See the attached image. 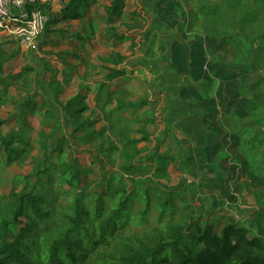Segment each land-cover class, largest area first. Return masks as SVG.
<instances>
[{"label":"rangeland","instance_id":"374dc122","mask_svg":"<svg viewBox=\"0 0 264 264\" xmlns=\"http://www.w3.org/2000/svg\"><path fill=\"white\" fill-rule=\"evenodd\" d=\"M109 1L97 0L94 11L92 10L84 22H61L52 27V32L49 34L44 32L35 47L30 50L0 37L2 48L8 54H13V59L5 66V75L17 74L24 66L35 69L32 73L35 77V89L31 95L25 92L19 93L17 88H11L6 93L4 86L0 85V104L4 103L0 107V122H2L0 134L23 130L25 127L23 124L26 121L25 123L28 124L26 136L32 144L29 156L23 162L6 164L4 154L0 155V223L2 221L10 223L7 228L10 237L20 230V227L12 224L15 191L21 194L26 189L30 191L34 189L36 194L50 202L51 207L45 208L46 213L52 212L58 218L68 203L73 201L72 196L66 198L65 195H62L70 188L65 184H60L62 178L72 180L69 172L71 167L81 173L80 187L98 183L100 176L112 179L111 183L113 180L116 182L114 177H119L117 171L122 159L120 152L104 161L96 152V146L100 142L103 141L104 146H108V139H105L108 135L118 142L115 135L108 131L109 124L105 121V117L103 118L102 109L97 106L95 100L99 81L107 73V65L103 59H106L111 53L117 52L128 58L127 75L114 83V87H117L122 93L117 96L116 101L117 99L123 101L125 98L130 99L131 102L143 99L155 100L153 105L142 109L135 115L132 112L125 115L131 139L140 138L141 130L147 131L150 137L155 139V141L151 139V142L141 143L140 148L151 149L159 145H163L164 148L165 144H161V142L164 140V133L169 128V124L166 122L171 114L169 97L166 93L169 86L167 87V84L165 85L161 80L163 75L162 72L160 73V68H163V60L158 58V55L163 56L162 53L170 52L171 47L166 48L162 46L163 41H159L166 32H168L170 40L179 38L182 41L180 51L186 49V52L190 53L195 44L193 54L202 52L206 56L208 55L207 62L209 64L203 68L204 72L209 71V65H213L214 68L226 66L225 58L229 57L232 61L231 66H227L229 68L239 65L241 69L256 67L257 72L255 71L254 76H246L247 79H251L250 83L258 82L261 76L264 77V12L256 10L261 5V0L255 2L254 0H241V6L234 10L235 14L227 11L230 6L229 0H165L168 2V7L171 5V11L167 9L168 7L166 10H160V0H129L124 15L117 21L115 27L119 34L130 32L136 35L134 45L131 42L118 45L107 34V25L103 19L105 17L103 7ZM172 2L175 6H172ZM252 3H254L253 7ZM51 5L50 11L47 7L48 10L44 9L48 12L49 19L58 16L60 0H53ZM218 6L223 9H219ZM250 7L255 11V16H247L246 19H253L254 25H249L247 32H244L241 30L240 23L243 19L241 17L247 14ZM215 8L218 9L217 13H214V11L216 12ZM245 10L246 12H244ZM136 11L141 15L133 17L132 13ZM162 17L167 22H172V25L173 22H177V24L173 28L166 29L159 25ZM58 31L62 33H58ZM238 33L239 37L233 43L226 40L231 36L235 37ZM182 35L187 38L183 39ZM192 42L193 44L189 48L183 46ZM222 43L224 47L218 49ZM163 50L165 51L163 52ZM234 72L238 75V72ZM232 85L234 82H227V86ZM218 86L221 87V84L217 80H213L212 95ZM80 88L84 89L83 94L86 96L85 103L88 111L83 114L82 120L75 122V125L94 119L98 121L95 131L102 134L100 139L95 140L94 138L95 141L93 140L87 145H82L87 132L86 128L76 132L74 126H66L62 118L64 114L61 104L74 97ZM160 92L165 94L160 95ZM263 93L264 85H255L246 97L242 96V100H246L247 112L240 119H235L236 117L233 118L234 120L231 119V123L224 122L230 133L235 130L242 132L244 151L246 150L243 154L244 158L252 165L256 174L262 177H264V145L249 144L247 148L245 145L248 144L251 136L259 133L264 134ZM29 97L38 103L37 109L21 107L27 99H31ZM116 101L107 107V111L116 107ZM259 119L263 120L261 124L254 122ZM65 135L71 138V147L66 146L63 153H53L54 142L50 137L60 138ZM245 137L249 139L247 138L246 141ZM74 162L76 163L74 164ZM187 163H191V161L185 158V165ZM46 173L50 174L51 181ZM116 179L118 180V178ZM134 179L136 180L135 186L137 187L138 182L143 190L154 188L166 190L167 183H169V181L166 183L165 178L158 181L155 178L152 179L151 176H135ZM151 179L152 181H150ZM36 185L39 187L36 188ZM253 186L256 188L255 184ZM253 186L252 189L249 187L243 191L242 195L246 203L244 201L245 204L242 203V208L240 206L238 209L236 208V211L235 208L226 206L224 203L213 207L209 201L197 199L193 202L196 204L200 202L201 205H197L198 209L203 211L206 217H211L214 222L217 221V229H221L222 225L219 221L224 219L223 217H230L229 214L242 222L250 220L255 206L258 210L264 211V189L253 190ZM261 187L263 186L261 185ZM135 197L136 201L132 204L133 213L137 217V221H142V224L128 226V229L123 232L120 243H116L113 247L114 259L122 256L124 244L148 240L162 230V226L157 220L158 210L152 208L147 221L141 218V213L147 209L148 202L151 206L164 202V192L151 191L147 197L143 193H139L135 194ZM257 209L256 211H258ZM181 218L182 214L178 212L174 216L168 213L164 220H166L165 223L173 224L181 223ZM260 232L264 235V213L259 217V227L253 228L249 237H256Z\"/></svg>","mask_w":264,"mask_h":264},{"label":"trees","instance_id":"16d2710c","mask_svg":"<svg viewBox=\"0 0 264 264\" xmlns=\"http://www.w3.org/2000/svg\"><path fill=\"white\" fill-rule=\"evenodd\" d=\"M52 1L39 6V8L48 14L44 9L47 7L50 11ZM229 1L230 6L227 11L235 14L234 10L241 6V0ZM60 3L58 16L49 19L46 25L44 31L46 34L51 33V28L61 22L86 21L91 9L97 5V0H60ZM126 3L127 0H111L110 5L104 6L105 17L103 19L107 25V34L118 45L129 42L132 45L135 44L136 35L130 32L119 34L115 27L117 21L125 13ZM260 3L261 5L256 10L264 12V0H261ZM159 6L160 10L162 8L166 10L168 2L160 0ZM172 6H175L173 2ZM252 7L249 8L247 14L241 17L243 18L240 23L241 30L244 32H247L249 25H254L253 19H246L247 16H255ZM218 8L222 7L218 6ZM167 9L171 11V5ZM215 9L214 13H217L218 9ZM140 15L137 11L132 13L133 17ZM176 24L177 22H173L172 25L163 17L160 22V26L166 29L173 28ZM58 33L62 32L58 31ZM238 37L239 33L226 40L233 43ZM223 47L222 43L218 49ZM198 55V61L195 64L197 72L202 74V77L209 78V75L203 72L207 57L202 52ZM12 59L13 54H8L0 45V85L4 86L6 93L11 88H17L19 93L25 92L31 95L35 89V77L32 75L35 69L24 66L17 74L5 75V66ZM103 61L107 65V73L99 81L95 100L97 106L102 109L103 118L105 117V121L109 124L108 131L115 135L118 142L108 135L105 138L108 139V146L105 147L102 141L96 146V152L102 161L120 152L122 159L117 171L119 177H114L116 182L113 180L111 183L112 179L100 176L98 183L80 187L81 173L71 167L69 172L72 180L62 178L60 184H65L70 188L62 195H65L66 198L72 196L73 201L68 203L58 218L52 212L46 213L45 208L51 207V204L47 199L36 194L34 189L31 191L26 189L21 194L15 191L12 224L20 227V230L10 237L7 231L10 223L6 221L0 223V264H264L263 233L260 232L253 238L249 237L252 229L259 227V217L264 213L262 209L256 211L250 220L242 222L233 217H223L224 219L219 221L222 228L217 229L218 222H214L211 217H206L194 202L187 201L184 193L168 186L166 190L159 188L143 190L138 182L137 187L135 186V176H151L152 179L155 178L158 181L164 178L165 180L169 179L167 169L172 158L139 147L141 143L151 140L147 131L141 130L140 138L131 139L126 113L132 112L135 115L143 108L153 105L154 101L153 99H143L131 102L126 98L123 101H119V99L116 101L117 96L122 93L117 87H114V83L127 75L128 58L113 52ZM209 67L210 70L218 73L227 72V66L214 68L213 65H209ZM235 68L240 71L238 75L230 76L228 74L229 76L221 77V79L225 84L236 82L238 85L229 92H222L220 96L227 97L230 109L232 106L237 107L235 114L236 118L240 119L247 112L246 100H242V96L246 97L255 85H264V77L260 78L259 76L258 82L250 83L251 79H247L246 76H254L256 67L241 69L239 65ZM83 90L80 88L74 97L61 105L64 114L62 118L66 126L73 125L76 132L86 128L87 132L82 145H87L92 143L94 138L95 140L100 139L102 134L95 131L98 121L94 119L75 125V122L82 120L83 114L88 111ZM114 101L117 103L116 107L107 111V107L114 104ZM3 104H0V107ZM37 104L31 98L27 99L21 107L26 106L34 110L37 109ZM25 122L23 124L24 131L13 130L6 134H0V155L4 154L6 164L23 162L29 156L32 144L26 136L28 124ZM254 122L261 124L263 120L259 119ZM1 126L2 122H0ZM240 135L243 138V134ZM245 138L246 141L249 139ZM50 139L54 142L53 153H63L66 146L71 147V138L66 135L60 138L52 136ZM249 144L264 145V134L259 133L251 136L245 147L247 148ZM251 169L257 175L254 168L251 167ZM257 176L259 177V175ZM47 177L51 181L50 174H47ZM35 187L37 188L39 185ZM151 191L164 192V202L154 206L148 202L147 209L141 213V218L147 221L151 214L150 210L152 208L158 210L157 220L161 224L162 230L148 240L135 241L136 244H124V253L120 258L114 259L113 247L116 243H120L123 232L128 229V226L142 224V221H137L132 209V204L136 201L135 194L143 193L147 197ZM177 212L182 214L181 223H165L164 219L168 213L174 216Z\"/></svg>","mask_w":264,"mask_h":264},{"label":"crops","instance_id":"0c3cea01","mask_svg":"<svg viewBox=\"0 0 264 264\" xmlns=\"http://www.w3.org/2000/svg\"><path fill=\"white\" fill-rule=\"evenodd\" d=\"M110 1L104 6L110 5ZM94 9L93 7L91 12ZM76 22L72 21V23ZM182 38L187 37L182 35ZM170 39L166 32L159 40L163 41L162 46L171 48L170 52L163 50V59L162 55H158V58L163 60V68H160V73L162 72L163 75L161 80L165 85L167 84V87L169 86L166 91L171 108L169 120L166 121L169 128L161 142L165 144L164 148L163 145H159L149 151L172 158L167 169L169 179L165 181L166 183L169 181L168 187L184 193L187 201L201 199L209 201L213 207L224 203L226 206H232L236 211V208L246 203L242 195L245 189L249 187L252 189L254 184L256 188L253 186V190L264 189V178L255 175L251 169L252 165L244 158L243 154L246 150L244 151L243 138L240 135L242 132L235 130L230 133L224 124V122L231 123V119L236 117L237 107L232 106L230 109L227 97L220 95L222 92L235 89L237 85L227 86L221 77L228 74L236 75L234 71L239 74V69L227 67V72L218 73L210 70L209 67L208 72L203 71L209 75V78L202 77L195 65L199 57L198 53L193 54L195 44L189 53L186 49L180 51L182 41L179 38ZM192 44L193 42L183 46L189 48ZM225 59L224 64L231 66L230 58ZM208 64L205 63L203 68ZM213 80H217L221 87L218 86L212 95ZM164 94L160 92V95ZM150 139L155 141L154 138L150 137ZM185 158L190 159L191 163L185 165ZM194 204L196 207L201 205L200 202ZM256 209L255 206L252 215ZM228 216L233 217L230 214Z\"/></svg>","mask_w":264,"mask_h":264},{"label":"built area","instance_id":"2783aa9c","mask_svg":"<svg viewBox=\"0 0 264 264\" xmlns=\"http://www.w3.org/2000/svg\"><path fill=\"white\" fill-rule=\"evenodd\" d=\"M49 1L0 0V37L33 49L49 21V15L39 6Z\"/></svg>","mask_w":264,"mask_h":264}]
</instances>
